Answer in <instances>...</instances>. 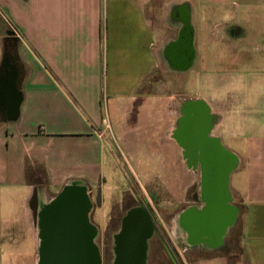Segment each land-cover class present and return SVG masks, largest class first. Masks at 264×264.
I'll return each instance as SVG.
<instances>
[{"label":"crops","instance_id":"1","mask_svg":"<svg viewBox=\"0 0 264 264\" xmlns=\"http://www.w3.org/2000/svg\"><path fill=\"white\" fill-rule=\"evenodd\" d=\"M243 4L0 0V264H32V252L37 264L43 206L71 182L99 184L102 133L122 134L138 121H153L162 105L163 115H172L170 99L152 96L155 86L184 83L191 72L203 83L205 70L212 91L260 96L264 68L248 69H257L254 75L232 69L244 62L238 56L243 39L238 50L217 34L211 42L198 38L204 12L215 11L220 27ZM211 48L216 64L207 71L203 54ZM170 60L184 64L175 70ZM240 104H219L225 120L217 128L238 147H227L237 159L228 183L234 244L226 253L192 246L188 238L179 251L183 264H264V107Z\"/></svg>","mask_w":264,"mask_h":264},{"label":"flooded vegetation","instance_id":"2","mask_svg":"<svg viewBox=\"0 0 264 264\" xmlns=\"http://www.w3.org/2000/svg\"><path fill=\"white\" fill-rule=\"evenodd\" d=\"M170 64L177 70L184 61L170 60ZM154 94L159 96L157 88ZM173 95L170 117H164L159 109L160 115L153 121H138L128 132L102 133L104 163L96 203L101 206L109 197L110 180L118 190L111 193L115 202L106 214L105 227H96L92 222L91 184L84 183L91 202L87 223L93 233L85 228L78 237L67 239L57 227L49 230L47 217L42 214L37 264H64L68 259L62 256L64 242L72 244L67 264H86V258H92L95 264H183L179 251L189 245L188 238L195 247L229 251L233 233L229 184L220 201L222 213L214 193L223 182L232 154L217 134L210 103L179 93ZM138 151L145 158L136 157ZM110 166L119 173L115 181ZM220 171L221 177L217 178ZM140 172L144 174L140 176ZM194 218H202L199 227L198 223L194 225ZM76 253L77 257L82 255V260H75Z\"/></svg>","mask_w":264,"mask_h":264},{"label":"rangeland","instance_id":"3","mask_svg":"<svg viewBox=\"0 0 264 264\" xmlns=\"http://www.w3.org/2000/svg\"><path fill=\"white\" fill-rule=\"evenodd\" d=\"M237 2L239 3L243 2L247 4L246 5L243 4L244 5L243 9H240V10L236 9L234 17L229 16L225 18L222 21L224 22L222 23L223 26H220V27H215V26H218L215 24L220 22L215 18L217 16L215 11H213L212 9H209L208 11L204 12V16H205L203 17L204 27L202 25L199 27L198 38H199V42L202 41L203 39H209L211 42V38L216 39L218 38V36L219 37L222 36L224 38L232 40L234 42V47H237L238 50H239V47L242 45L240 40L243 39L246 42V46H244L242 50H239L241 53L238 56H241V58H244V62L242 65L240 64H238V66L235 65L236 68H232V69L237 70V71L239 70L241 72L244 70L247 72L246 74H248V72L250 71L251 73L250 72L249 73L254 75L256 73H253L254 72L253 70H256L255 72H257V69H251V70H248V69L254 68V67L264 68V7L258 4V3L264 4V0H237ZM216 34L218 36H216ZM207 51L208 52L205 53V56L203 54V60L204 61L207 60V63L210 67V68H207V71H210V69L213 68L212 65L216 64V62L213 63V58H214L213 49L211 48V49H208ZM204 71L205 70L201 71L203 73V76H202L203 83L200 80V76H196L197 80L195 83L194 75L196 74L194 72H191L187 76L188 80L186 82L179 84L178 79H175L176 81L174 82L175 84H164L161 86V90L160 91L158 90V94H159L158 97H157V94H154L157 86H155V91L151 94L152 96H154V98L157 97V99H161V97H163L165 101H168L167 99L169 97V92L172 91L171 92L172 96H171V99L169 100L171 101L170 104H172V100H174L173 98H175V96L173 95L174 93L182 94L183 96L189 99L202 98L208 101L210 104L215 105L218 112H219L218 109H220L219 107L220 103H222L223 105H226V107L231 109L233 105L240 104L242 100L244 101L245 104L256 103L259 105V107H261V109L262 107H264V86H263L264 84L260 86L261 88L260 96L258 94H256V96L248 95L247 96L248 98L246 100V99H242L244 98V95H245L243 94L244 93L243 90H238L236 92H230L229 94L218 92V91L217 92L212 91L211 86L208 81L209 74L208 72L206 73ZM261 73L264 74V69H262ZM160 77H156V79H159ZM161 78L164 79L163 76ZM162 107H161V110L163 109L165 110V108H162ZM238 110H241V108H238ZM218 112H215L214 114L216 121H217L216 124L218 125L224 124L225 117L224 115L220 114V112L219 113ZM158 115L160 114L158 113ZM239 116L240 114H237V113L236 115H234L235 121H239ZM164 117H167L166 113L164 114ZM222 141L224 145L229 148V150L235 151L238 149V147L235 145V141L229 138L228 134H225L224 131L222 135ZM135 154H136V157L140 158V160L145 158V155L144 153H142V151H138ZM110 169H111L110 174L112 176L113 175L116 176L114 181L117 180L119 173H117V171L114 169V166L113 167L110 166ZM221 173L222 171H220V173L217 174V178L221 177L220 175ZM139 174L140 176H142L144 172H140ZM99 184L89 185L90 196H91V199L93 201V206H94L91 212V218H92L93 224H95L96 227L100 226L101 228H104L105 222L107 221L106 214L109 212V209L112 203L115 202L113 201L114 197L111 196V193H115L118 190L115 189L114 183H112V180H110L109 185H108L109 187L107 190L108 192L107 195H109V197L107 199H104L103 204L100 206L98 203H96L98 199ZM230 186L231 188L236 186V179L234 175H232L231 177ZM142 189L144 190V188ZM214 195L217 196L218 202L222 201V199L224 198L223 189L217 188L216 186V191ZM235 231H237V229ZM235 235L236 233H232L231 242H230L231 245L234 244ZM170 237L173 241H175L172 235ZM31 250H34L33 246H31ZM27 260L31 261L32 264H34L33 252L28 253Z\"/></svg>","mask_w":264,"mask_h":264},{"label":"water","instance_id":"4","mask_svg":"<svg viewBox=\"0 0 264 264\" xmlns=\"http://www.w3.org/2000/svg\"><path fill=\"white\" fill-rule=\"evenodd\" d=\"M236 161V157L231 155V164L227 170V173L223 176V183L221 187H218L217 185V188L223 189L225 196L227 194L230 173L234 169ZM218 206L220 213H222L224 211L223 205L218 204ZM90 210L91 202L85 187L79 182H71L65 185L62 191L49 204L43 206L42 214L47 217L45 223L49 230L57 227L56 229H59V232L63 233L67 239L70 237L73 239L74 236L78 237L81 230L85 228L90 230L92 229L87 223ZM235 213V210L231 208L229 212L231 220H234ZM201 219L202 218H194V225L196 226L198 223L199 227V221ZM91 231V233H93V230ZM72 232L74 233L72 234ZM64 243L66 244V247H63L64 254L62 256L68 258L67 260H64V264H67V262L71 260V252L69 251L72 244L70 242ZM65 249H67V251ZM76 255L77 253L74 256L75 260H82V255L78 257ZM86 264H95V261L92 258H86Z\"/></svg>","mask_w":264,"mask_h":264},{"label":"built area","instance_id":"5","mask_svg":"<svg viewBox=\"0 0 264 264\" xmlns=\"http://www.w3.org/2000/svg\"><path fill=\"white\" fill-rule=\"evenodd\" d=\"M14 33L17 34V35H19V33H18V31L16 29H14Z\"/></svg>","mask_w":264,"mask_h":264}]
</instances>
